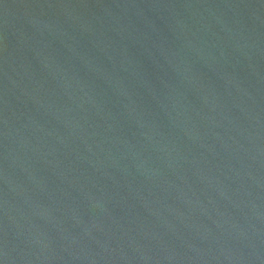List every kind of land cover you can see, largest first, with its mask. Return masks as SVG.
<instances>
[{"label": "water", "instance_id": "1", "mask_svg": "<svg viewBox=\"0 0 264 264\" xmlns=\"http://www.w3.org/2000/svg\"><path fill=\"white\" fill-rule=\"evenodd\" d=\"M0 264H264V0H0Z\"/></svg>", "mask_w": 264, "mask_h": 264}]
</instances>
